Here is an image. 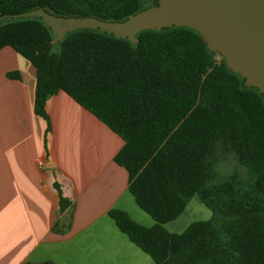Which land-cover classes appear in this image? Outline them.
<instances>
[{
	"label": "trees",
	"instance_id": "1",
	"mask_svg": "<svg viewBox=\"0 0 264 264\" xmlns=\"http://www.w3.org/2000/svg\"><path fill=\"white\" fill-rule=\"evenodd\" d=\"M156 5L0 0V49L9 46L34 66L37 115L46 119V97L62 91L122 139L113 161L126 171L129 193L154 225H139L121 210L109 216L154 264H264V96L257 88L245 87L186 27L144 30L135 44L98 29L76 30L53 43L40 18L13 19L40 9L117 23ZM231 153L245 175L218 179L216 165ZM194 196L211 217L181 233L167 231L163 225ZM69 206L60 197V210Z\"/></svg>",
	"mask_w": 264,
	"mask_h": 264
},
{
	"label": "crops",
	"instance_id": "2",
	"mask_svg": "<svg viewBox=\"0 0 264 264\" xmlns=\"http://www.w3.org/2000/svg\"><path fill=\"white\" fill-rule=\"evenodd\" d=\"M35 82L26 58L0 49V264H154L109 216L154 225L113 161L122 139L62 91L40 117ZM60 197L70 202L63 212Z\"/></svg>",
	"mask_w": 264,
	"mask_h": 264
},
{
	"label": "water",
	"instance_id": "3",
	"mask_svg": "<svg viewBox=\"0 0 264 264\" xmlns=\"http://www.w3.org/2000/svg\"><path fill=\"white\" fill-rule=\"evenodd\" d=\"M28 17L41 19L50 29L53 43L81 29H98L135 44L136 34L144 30L189 28L244 80L245 87H255L264 96V0H157L156 6L117 23L55 17L40 9L13 19Z\"/></svg>",
	"mask_w": 264,
	"mask_h": 264
},
{
	"label": "rangeland",
	"instance_id": "4",
	"mask_svg": "<svg viewBox=\"0 0 264 264\" xmlns=\"http://www.w3.org/2000/svg\"><path fill=\"white\" fill-rule=\"evenodd\" d=\"M56 52L57 49L53 48ZM220 57L219 55H217ZM218 179H224L236 172L239 176L245 175V170L238 164L235 156L231 153L216 165ZM211 217V211L202 205L196 196L192 197L184 212L174 221L168 222L163 227L171 233H181L189 224L195 221H205Z\"/></svg>",
	"mask_w": 264,
	"mask_h": 264
},
{
	"label": "built area",
	"instance_id": "5",
	"mask_svg": "<svg viewBox=\"0 0 264 264\" xmlns=\"http://www.w3.org/2000/svg\"><path fill=\"white\" fill-rule=\"evenodd\" d=\"M37 164H38V165H41V164H42V162H41V161H38V162H37Z\"/></svg>",
	"mask_w": 264,
	"mask_h": 264
}]
</instances>
